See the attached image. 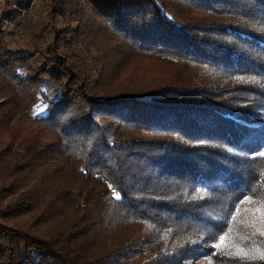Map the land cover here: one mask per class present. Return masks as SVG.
<instances>
[{"label":"trees","instance_id":"obj_1","mask_svg":"<svg viewBox=\"0 0 264 264\" xmlns=\"http://www.w3.org/2000/svg\"><path fill=\"white\" fill-rule=\"evenodd\" d=\"M46 1L48 27L62 13ZM84 1L116 39L114 65L145 57L159 81L96 80L91 93L84 64L60 53L71 32L54 33L37 69L0 29V74L21 83V103L38 90L32 121L51 132L0 151V264H264V0Z\"/></svg>","mask_w":264,"mask_h":264},{"label":"rangeland","instance_id":"obj_2","mask_svg":"<svg viewBox=\"0 0 264 264\" xmlns=\"http://www.w3.org/2000/svg\"><path fill=\"white\" fill-rule=\"evenodd\" d=\"M164 1L168 7L175 6L179 9H189L187 3L183 4L180 2L184 0ZM55 2L61 8L62 14L57 15L56 20L53 21L54 24L49 23L50 26L46 27L48 25L47 14L49 12L46 0H33V2L22 0L20 4L21 8H12L11 1L0 0V29L4 30L7 44L14 51L32 55L30 64L34 68L39 69L48 61L45 55L46 49L51 44L56 31L71 32L73 41H70L68 44H60V53H62V56L67 57V61L71 64H77L80 61L84 64V69L87 73L86 86L91 93H95L94 85L96 80L104 84L103 89L105 90L124 89L128 80L130 82L135 81L138 84H149L159 81L155 77L156 72L154 70V76L147 75L145 77L142 73L143 70L156 67L154 63L145 57L142 58L147 61H131L129 67L114 65L120 59L118 51H114V47L117 44L116 39L112 37L114 35L107 29L103 30L105 22L95 17L84 0H55ZM209 4L220 8L215 3L209 2ZM190 13L192 14L191 16L196 18L197 23L200 24L211 23L214 19L212 12H197L193 10ZM227 17L232 19V21L240 20L237 15H229ZM174 19L179 21L180 18L174 17ZM223 39V45L230 40L229 38ZM156 65H159V63H156ZM221 65L226 68L222 63ZM131 68L137 70V73L131 75ZM100 73H102V76ZM31 86L35 87L36 84H32ZM21 88L20 82H15L14 80H10L8 76L0 74V105L2 103L3 105L7 102L9 103L10 100L14 102L11 120L6 119L7 117L0 120V151L4 149L5 144L10 142L11 137L21 138L23 135L33 137L32 134L38 135L40 133L43 140L51 138V132L48 129L42 128L41 124L32 121L35 115L44 113V105L39 104L40 95L38 90L36 88L30 89L27 95V102L24 103L23 97V102L21 103V100L18 98L22 97L23 90ZM42 91L47 93L45 88ZM98 91L100 94L102 93L101 89ZM236 93L226 92L221 98L232 101L238 95V92ZM98 96L100 95L98 94ZM20 103L22 107L20 106L19 108L18 105ZM255 104H257L254 108L255 113L260 108L258 115L260 116L259 122L262 124L264 123V101L260 100V102ZM259 104L261 106H258ZM5 113L7 114L8 112L6 111ZM132 136H138V133H132ZM58 161L63 160L60 159ZM187 257L188 264L207 263L205 258H199L194 253Z\"/></svg>","mask_w":264,"mask_h":264}]
</instances>
